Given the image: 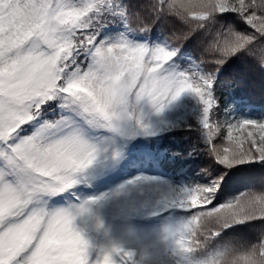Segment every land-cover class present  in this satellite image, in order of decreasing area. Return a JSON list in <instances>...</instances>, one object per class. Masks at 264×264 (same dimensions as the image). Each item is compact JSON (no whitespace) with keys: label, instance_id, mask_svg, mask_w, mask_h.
I'll use <instances>...</instances> for the list:
<instances>
[{"label":"snow or ice","instance_id":"snow-or-ice-1","mask_svg":"<svg viewBox=\"0 0 264 264\" xmlns=\"http://www.w3.org/2000/svg\"><path fill=\"white\" fill-rule=\"evenodd\" d=\"M149 9L157 19L176 17L187 30L173 33L164 45L137 43L124 33L101 39L106 14L124 19L129 33H147L151 25L128 23L120 0H0V264H145L120 244L94 247L78 226L79 218L91 214L90 205L115 197L126 198L133 208L143 198L144 204L194 213L165 231L176 264H264V239L246 251L229 248L209 259L197 257L222 230L264 220V194L242 193L209 207L227 171L210 185L191 189L137 176L77 209L45 206L46 198L73 189L89 168L118 161L121 140L156 136L161 130L151 117H161L185 94L202 105L200 123L218 165L230 170L264 162V122L213 119L216 75L224 64L246 52L264 69V0H151ZM226 13L237 14L252 33L231 28L217 33L201 57L206 74L170 70L183 42L204 22ZM54 102L69 115L44 118L55 111ZM100 130L110 134L103 144L87 138V131ZM58 220L69 222L86 245L49 248L46 237Z\"/></svg>","mask_w":264,"mask_h":264},{"label":"trees","instance_id":"trees-1","mask_svg":"<svg viewBox=\"0 0 264 264\" xmlns=\"http://www.w3.org/2000/svg\"><path fill=\"white\" fill-rule=\"evenodd\" d=\"M120 4L126 9L130 18L127 22L133 27L141 21L151 25V30L147 33H131L148 39L150 45H164L173 33L187 30V26L174 16L162 15L157 19L149 9L151 0H120ZM106 15V19L101 18V23L105 25L100 33L101 39L116 38L121 33L128 36L124 19ZM137 15L140 19H137ZM204 24L203 28L197 30L180 46L169 66L170 70L206 74L208 67L201 64V57L217 33L225 32L229 28L245 35H250L253 31L235 13L216 16ZM221 81L228 83L220 87ZM215 95L218 107L215 109L214 121L232 124L243 120L264 122V69L259 68L246 52L239 53L220 68L216 75ZM52 107L55 111H47L44 118L51 121L67 114L59 108L58 102H54ZM161 119L158 123L161 131L156 136L137 137L139 148L148 154L156 155L161 169L169 174L171 179L188 189L208 186L227 171L214 204L209 207L232 201L242 193L264 194V162L245 163L230 170L223 169L215 162L214 156L210 154L206 132L200 123L202 105L196 97L182 95L178 99L176 110L163 114ZM215 143L222 144L223 137H217ZM224 143L227 144V141ZM74 189L75 187L64 193ZM193 215L190 210L173 208L171 212L158 216L152 222L167 221L177 227L186 223ZM262 239L264 220L236 224L222 230L218 236L208 241L205 247L198 251L197 257L209 259L229 248L246 251L260 244ZM154 260L156 264H176L177 257L172 247L163 240L158 257H154Z\"/></svg>","mask_w":264,"mask_h":264},{"label":"rangeland","instance_id":"rangeland-1","mask_svg":"<svg viewBox=\"0 0 264 264\" xmlns=\"http://www.w3.org/2000/svg\"><path fill=\"white\" fill-rule=\"evenodd\" d=\"M177 103L178 100L175 101L165 111L164 114L175 111ZM161 117H151L153 123L156 124L157 127L158 123L162 121ZM134 144L135 141H132L129 146L124 148L121 158L122 168L117 175H113L114 177L111 179V182H108V178L103 174H90L80 179L76 186L81 185L82 181L83 186L87 188L89 194H92L88 196L87 200H84L85 197H83L82 204H80L78 208L93 198L100 197L108 193H114L118 187L117 185L120 183L124 184L126 181L137 176L156 177L159 180L164 181L167 186H170L174 189H182V187H180L177 183L170 180V178L164 172H162L155 163H153L151 167L148 166L147 163H141L137 157L135 149L133 148ZM115 179L117 180V183L116 181H113ZM121 199L123 201L122 207L116 206L117 197L106 199L96 205H90L91 214L81 217V221L79 222L80 227L87 230L90 236H97V248L108 246L112 243H117L124 246L125 248L132 249L136 253L138 251L140 256L143 253L151 256V253L158 251V247L160 245L158 241L163 238L165 231L170 229V227H166L161 231H157V225H150V223L142 221V219L148 221L149 219H153L158 215L169 212L171 208L159 206L154 201L148 204H144L142 202L138 212H135V210L130 208L133 213V216L130 218V220L133 222H131L126 218L128 210L125 209L126 204L124 201L127 199L124 197H121ZM76 201L77 199H73V202L76 203ZM45 206L48 210L70 208V205L50 206L46 203ZM91 242L93 243V238H91ZM149 264L155 263L151 262Z\"/></svg>","mask_w":264,"mask_h":264},{"label":"clouds","instance_id":"clouds-1","mask_svg":"<svg viewBox=\"0 0 264 264\" xmlns=\"http://www.w3.org/2000/svg\"><path fill=\"white\" fill-rule=\"evenodd\" d=\"M86 243V239L69 222L63 220L55 221L46 237L49 248L56 250L84 247Z\"/></svg>","mask_w":264,"mask_h":264}]
</instances>
